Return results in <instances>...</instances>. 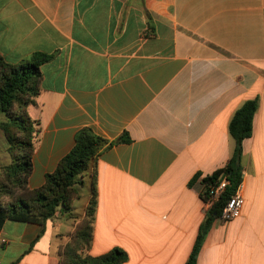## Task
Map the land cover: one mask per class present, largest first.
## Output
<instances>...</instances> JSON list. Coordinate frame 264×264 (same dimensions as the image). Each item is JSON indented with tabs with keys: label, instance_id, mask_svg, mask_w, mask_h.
Masks as SVG:
<instances>
[{
	"label": "crops",
	"instance_id": "obj_1",
	"mask_svg": "<svg viewBox=\"0 0 264 264\" xmlns=\"http://www.w3.org/2000/svg\"><path fill=\"white\" fill-rule=\"evenodd\" d=\"M35 53L52 59L27 109L39 129L30 188L45 184L82 129L130 140L85 175L82 210L75 201L42 224L7 220L0 264H61L86 218L93 173L89 255L120 248L124 264H186L209 217L203 180L231 160L229 124L254 99L243 213L212 221L198 264H264V0H0V55L16 64ZM7 149L0 129V175Z\"/></svg>",
	"mask_w": 264,
	"mask_h": 264
},
{
	"label": "trees",
	"instance_id": "obj_2",
	"mask_svg": "<svg viewBox=\"0 0 264 264\" xmlns=\"http://www.w3.org/2000/svg\"><path fill=\"white\" fill-rule=\"evenodd\" d=\"M52 56L35 53L29 61L10 63L0 55V129L8 144L11 164L0 175V232L7 220L42 224L54 218L59 212L72 210L75 201L81 198L84 177L95 165L101 153L114 143L129 141L124 135L110 143L95 135L90 129H82L75 136V146L60 161L57 169L46 175L45 184L30 189L28 179L33 172L35 140L39 133L37 121L30 118L27 109L36 105L40 94L41 66ZM259 109V100H249L235 113L229 131L235 142L231 160L223 169L203 180L207 186L215 183L225 173L230 185L222 201L209 213L201 226L192 254L186 264H198L200 250L215 218L221 217L226 200L235 193L243 181L241 165L243 142L252 137L254 118ZM95 171V170H94ZM92 199L86 218L78 227L72 241L60 249L61 264H124L128 254L115 248L105 255L91 256L96 202V181L92 174ZM198 178V177H197ZM29 193V197L18 193ZM205 200V194L203 196Z\"/></svg>",
	"mask_w": 264,
	"mask_h": 264
},
{
	"label": "built area",
	"instance_id": "obj_3",
	"mask_svg": "<svg viewBox=\"0 0 264 264\" xmlns=\"http://www.w3.org/2000/svg\"><path fill=\"white\" fill-rule=\"evenodd\" d=\"M229 185V177L223 173L215 183L207 186L204 200L206 214H209L222 201ZM245 203L244 185L241 183L235 193L226 200L222 208L221 220L228 223L239 218L243 213Z\"/></svg>",
	"mask_w": 264,
	"mask_h": 264
},
{
	"label": "rangeland",
	"instance_id": "obj_4",
	"mask_svg": "<svg viewBox=\"0 0 264 264\" xmlns=\"http://www.w3.org/2000/svg\"><path fill=\"white\" fill-rule=\"evenodd\" d=\"M0 117L2 118V115H0ZM10 164H11V162H10ZM10 164H9V165H10ZM87 181H88V183L90 182L89 179H87ZM28 186H29V182H28ZM29 188H30V187H29ZM30 189H32V188H30ZM36 189H38V188H36ZM88 189H89V184H87V186H85V188H84L83 191L87 193V192H88ZM32 190H34V189H32ZM18 195H19V196H24V197H26V198L30 196L29 193H27V192H26V193H21V192H19ZM84 196H85V195L82 194V198H81V200H78V201L75 202L76 208H78L79 210H82L83 207L85 206V201H86V199L84 198Z\"/></svg>",
	"mask_w": 264,
	"mask_h": 264
}]
</instances>
